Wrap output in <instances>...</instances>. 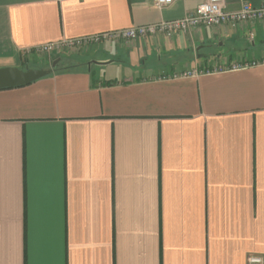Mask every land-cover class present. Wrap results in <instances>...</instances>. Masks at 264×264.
<instances>
[{"label":"crops","instance_id":"0c3cea01","mask_svg":"<svg viewBox=\"0 0 264 264\" xmlns=\"http://www.w3.org/2000/svg\"><path fill=\"white\" fill-rule=\"evenodd\" d=\"M202 1L0 0V264H264V20L32 51Z\"/></svg>","mask_w":264,"mask_h":264},{"label":"built area","instance_id":"2783aa9c","mask_svg":"<svg viewBox=\"0 0 264 264\" xmlns=\"http://www.w3.org/2000/svg\"><path fill=\"white\" fill-rule=\"evenodd\" d=\"M42 1H59V0H42ZM153 6L162 9L171 4L172 0H150ZM239 8L236 10L226 9V0H204L185 17L163 20L157 23L137 25L117 31L93 35L89 37L64 40L55 43H46L32 49L37 55H49L53 52H65L74 49L76 52L82 51L87 47L101 44L107 39L131 41L138 36L159 35L171 36L176 31H186L196 28L200 25L222 26L228 23L243 21L264 20V1L259 5H252L246 0H237ZM264 63V58L252 60L250 62H234L231 68L248 67ZM222 66L215 64L213 69H220ZM194 70H185L183 75H194ZM249 264H263V258L259 255H250L247 259Z\"/></svg>","mask_w":264,"mask_h":264},{"label":"water","instance_id":"95a60500","mask_svg":"<svg viewBox=\"0 0 264 264\" xmlns=\"http://www.w3.org/2000/svg\"><path fill=\"white\" fill-rule=\"evenodd\" d=\"M58 59L51 62V67L55 66ZM52 69L45 68H19L14 66L0 67V89L28 84L51 72Z\"/></svg>","mask_w":264,"mask_h":264},{"label":"rangeland","instance_id":"374dc122","mask_svg":"<svg viewBox=\"0 0 264 264\" xmlns=\"http://www.w3.org/2000/svg\"><path fill=\"white\" fill-rule=\"evenodd\" d=\"M90 49H92L91 47H87V48H85L84 50L82 49V51L83 52H87V51H89ZM80 52V51H79ZM79 57H81V58H85V57H82V56H79ZM27 59V58H26ZM47 58H45V57H43L41 60L42 61H40V62H46L47 60H46ZM56 58L53 56V58H51V61H53V60H55ZM27 60H29L28 61V65H22L21 63H17L16 65H4V66H14V67H19V68H29V69H33V68H39V67H41V66H44V65H34V64H32L33 62H38V60H40L39 59V57H37L35 54H31L30 55V59H27ZM26 66H28V67H26ZM0 67H3V66H0Z\"/></svg>","mask_w":264,"mask_h":264},{"label":"flooded vegetation","instance_id":"af4514ba","mask_svg":"<svg viewBox=\"0 0 264 264\" xmlns=\"http://www.w3.org/2000/svg\"><path fill=\"white\" fill-rule=\"evenodd\" d=\"M79 52V51H78ZM44 68V67H43ZM45 69H51L50 67H46Z\"/></svg>","mask_w":264,"mask_h":264}]
</instances>
